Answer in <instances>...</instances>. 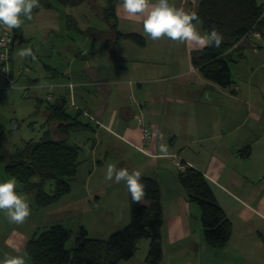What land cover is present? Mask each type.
<instances>
[{
    "label": "crops",
    "instance_id": "0c3cea01",
    "mask_svg": "<svg viewBox=\"0 0 264 264\" xmlns=\"http://www.w3.org/2000/svg\"><path fill=\"white\" fill-rule=\"evenodd\" d=\"M55 1L74 11L73 16L64 12L61 18L67 23L65 30L73 31V38L67 37V63L45 65L35 87L48 90L46 101L51 91L56 94L55 98L51 94L49 118L51 107L63 103L67 114L80 112L86 119L91 136L85 145L92 167L103 166L101 156L116 152L121 161H129L134 170L159 183L160 264H264V37L249 39L250 44L227 53L232 84L222 88L205 80L192 63L204 48L194 42L151 39L143 32L142 19L125 13L120 0L111 20L103 15L106 4L98 15L92 9L102 29L90 25L95 21L88 14V0L78 5L70 0ZM174 2L196 11L197 0ZM197 27L205 32L201 23ZM131 34L141 37L144 44L124 38ZM77 46L82 52L75 54L72 48ZM247 55L253 59L249 61ZM239 65H246L242 72ZM4 84L0 81V89ZM71 98L78 111L66 110ZM139 120L153 134L145 146L149 155L131 145L140 140ZM56 127L54 124L51 130ZM162 143L167 144L171 156H178L211 184L215 202L232 226L223 249L204 242L199 208L180 186L178 167L171 157L160 158ZM94 174L87 177L94 179V188L85 185L88 197L94 199L93 208L116 216L114 231H118L129 222L127 186L123 181L115 192L105 190L103 183L95 187L100 176L94 178ZM20 190L24 192L22 187ZM141 204L147 208L153 205L146 200ZM14 240L19 241L16 236ZM12 242L10 232L5 245L10 249ZM141 243L142 250L137 248L131 260L119 264H145L149 241Z\"/></svg>",
    "mask_w": 264,
    "mask_h": 264
},
{
    "label": "trees",
    "instance_id": "16d2710c",
    "mask_svg": "<svg viewBox=\"0 0 264 264\" xmlns=\"http://www.w3.org/2000/svg\"><path fill=\"white\" fill-rule=\"evenodd\" d=\"M82 1L70 0V3L78 5ZM117 1L105 0V20L113 19ZM263 9L264 0H197L195 12L203 30L215 28L223 35L219 48H204L202 54L192 60L205 80L222 88L232 84L230 58L226 55L232 49L250 44L249 39L244 38L251 30L264 37V17L260 19ZM124 38L139 46L144 44L143 39L136 35ZM51 111L50 119L57 124L56 134L90 127L78 120L80 112L74 116L67 114L63 103L52 106ZM45 138L25 142L22 148L15 149L5 166L6 174L15 177L24 192L33 193L36 207L42 208L70 192L69 180L75 177L81 163L78 146L69 145L66 138L59 140L58 136L54 140ZM141 179L148 184L143 200L153 203L150 208L144 207L141 202L134 203L129 193V223L125 227L105 240L91 239L84 229H80L71 249L66 248L71 233L61 226L54 225L40 233L34 232L26 244L32 264H119L133 258L142 239L149 241L145 264H160L163 259L160 186L149 176L141 175ZM177 179L188 200L199 208L204 242L216 250L223 249L231 237L232 226L215 202L211 184L190 167L179 172ZM47 182L53 184L51 193L45 191Z\"/></svg>",
    "mask_w": 264,
    "mask_h": 264
},
{
    "label": "rangeland",
    "instance_id": "374dc122",
    "mask_svg": "<svg viewBox=\"0 0 264 264\" xmlns=\"http://www.w3.org/2000/svg\"><path fill=\"white\" fill-rule=\"evenodd\" d=\"M94 1L96 4H90ZM94 1L88 0L86 2L88 10L91 6V12H88V14L95 21L91 22L90 25L102 29V24L99 23V18L92 13V9L98 15V12L105 5V0H102V3L100 0ZM48 3L52 5L51 9L45 8ZM78 8L75 12L78 11ZM64 12L71 16L74 15L73 9H64L55 0H39V6L33 9L32 19L25 18L20 28L13 29L23 35V42H15L13 49L10 51V76L14 88H10L0 79L4 84L3 88L0 89V157H2L0 161V180L11 178L6 174L5 166L15 149L22 148L24 143L29 140L39 141L45 132L48 133L45 139L54 140L58 136L57 139L59 140L66 138L67 144L78 146L80 148L79 160L81 163L75 177L69 180L70 192L48 207H36L33 193L22 192L20 190L22 186L17 182V190L26 195L32 211L31 215L20 224L10 222L5 212L0 211V259L7 255H24L27 264H32L30 256L24 249L25 240L29 239L34 232L40 233L54 225L61 226L71 233V237L66 243L67 249L73 247L75 237L80 229H84L91 239H107L112 232H116L114 231L117 223L116 216L107 214L103 209L93 208L94 199H89L85 185L87 183L89 188H94V179L89 181L87 177L91 172H94V178L100 176L101 180L98 179V182H95V187L103 183L102 186L105 190L115 192V188L118 191L123 181L116 183L114 179L112 181L106 180L107 165L114 163L118 168H127L129 172L134 170L132 163L126 160L121 161L116 152H110L106 156L104 155L105 157L102 155L103 166L94 168L91 159L88 157L90 153L85 145L91 136L88 131L68 130V132L56 134L51 130L55 120L49 118L47 108L53 102L45 99L48 90L37 89L35 84L37 81L40 82L41 77L44 75L45 65L63 66L67 63L65 46L70 45L67 37L71 36L73 38V31L64 28L66 27L64 24H67L61 21ZM29 47L35 53L34 59L31 56L21 57L18 54L21 49ZM83 48L82 50H84ZM72 49H75V54L82 52L78 46ZM247 56L249 61L253 59L250 55ZM239 66L241 68H238V70L242 72V67L244 68L246 65ZM26 87H28L27 91L24 90ZM50 94L55 98L56 94L53 91ZM76 113L71 111L70 115L74 116ZM77 118L81 123H87L82 115L79 114ZM87 146L90 150L91 146ZM52 189V182H47L45 191L51 193ZM10 232L14 244L9 249L5 245V238ZM14 236L18 238V242H15ZM147 241L148 239H142L137 244V248L142 246L143 243L141 242ZM17 245H21V247L17 249Z\"/></svg>",
    "mask_w": 264,
    "mask_h": 264
},
{
    "label": "clouds",
    "instance_id": "9594fccd",
    "mask_svg": "<svg viewBox=\"0 0 264 264\" xmlns=\"http://www.w3.org/2000/svg\"><path fill=\"white\" fill-rule=\"evenodd\" d=\"M125 13L139 16L143 23V32L153 40L167 38L172 41L194 42L201 48H219L222 33L213 28L201 33L197 25L200 18L195 11L178 7L174 0H120ZM39 6V0H0V26L8 30L18 29L24 19H32L33 9ZM21 57L35 58L32 48H23ZM2 59V58H0ZM172 154L167 144L160 145V158L167 159ZM141 172L127 168H118L114 163L107 165L105 179L120 183L124 181L134 203L141 202L147 195L148 184L141 179ZM0 211L5 212L10 222L20 224L31 215V206L26 195L17 190L15 177L0 180ZM0 264H27L24 255H7Z\"/></svg>",
    "mask_w": 264,
    "mask_h": 264
},
{
    "label": "built area",
    "instance_id": "2783aa9c",
    "mask_svg": "<svg viewBox=\"0 0 264 264\" xmlns=\"http://www.w3.org/2000/svg\"><path fill=\"white\" fill-rule=\"evenodd\" d=\"M264 17V9L262 11L260 19ZM14 34V30H8L3 26H0V79L5 82V84L9 85L10 88H14L12 78L10 76V51H11V41L12 36ZM262 36L258 31L251 30L248 32L244 39H253V40H259ZM83 54V53H82ZM69 88H72V84L68 85ZM25 91L28 90V87L24 88ZM48 100L52 99L51 94H48L47 96ZM66 109H75L79 110L75 103L73 102V99L71 98L68 104H66ZM89 117L88 115H86ZM139 127L141 129V136L140 140L137 144H131L137 151L141 152L144 155H149L148 152H146L145 146L152 140L153 134L148 126L143 124L142 120H139ZM172 159V162L177 165L178 171L182 172L187 167L184 163L181 162L180 158L178 156H170Z\"/></svg>",
    "mask_w": 264,
    "mask_h": 264
},
{
    "label": "water",
    "instance_id": "95a60500",
    "mask_svg": "<svg viewBox=\"0 0 264 264\" xmlns=\"http://www.w3.org/2000/svg\"><path fill=\"white\" fill-rule=\"evenodd\" d=\"M15 42H18V43L23 42V35L21 33H14L13 34L12 41H11V50L13 49Z\"/></svg>",
    "mask_w": 264,
    "mask_h": 264
}]
</instances>
